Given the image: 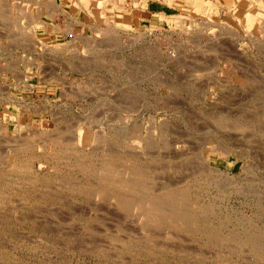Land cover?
<instances>
[{
	"label": "rangeland",
	"instance_id": "rangeland-1",
	"mask_svg": "<svg viewBox=\"0 0 264 264\" xmlns=\"http://www.w3.org/2000/svg\"><path fill=\"white\" fill-rule=\"evenodd\" d=\"M102 1L0 0V264H264V21Z\"/></svg>",
	"mask_w": 264,
	"mask_h": 264
},
{
	"label": "bare ground",
	"instance_id": "bare-ground-1",
	"mask_svg": "<svg viewBox=\"0 0 264 264\" xmlns=\"http://www.w3.org/2000/svg\"><path fill=\"white\" fill-rule=\"evenodd\" d=\"M30 1V0H29ZM39 1V0H38ZM47 1V0H46ZM59 1V0H58ZM78 1V0H77ZM81 1H83V3L85 4V5H90V4H102L101 6H103V1L102 0H81ZM165 1V0H164ZM163 0H162V2H164ZM237 1V0H236ZM239 1H241V0H239ZM243 1V3H244V5H246V7H244V9L241 11L242 12V14H243V16H244V22H246V26H248V27H245V28H248V29H245V30H247L248 32H250V28H251V26L255 23V24H257V23H260V22H263L264 20L261 18V14H262V12L264 11V0H257V4H255V5H257V6H255L253 3H251L250 1H248V0H242ZM15 2V1H14ZM127 2V0H123L122 2H117V3H120V4H125ZM168 2H170V0H168ZM78 3V2H77ZM107 3V2H106ZM108 3H109V1H108ZM165 3V2H164ZM176 3V2H175ZM216 3H218V2H216ZM0 4H2V3H0ZM23 4V3H22ZM40 4V3H39ZM57 4V3H56ZM113 4V3H112ZM112 4H109V5H107V7H106V9L104 10V12H103V15L109 20L110 18H111V16H112V9H114L113 8V5ZM119 4V5H120ZM168 4V3H167ZM219 4V3H218ZM168 5H170V4H168ZM214 6H215V4H213ZM232 5V4H231ZM3 6V5H2ZM43 6V5H42ZM84 6V5H83ZM123 6V5H122ZM203 6H204V2L203 1H199V3H196V4H194V8H195V12H197L199 9H201V8H203ZM29 7V6H28ZM27 7V8H28ZM124 7V6H123ZM216 7V6H215ZM26 9V8H25ZM1 10V9H0ZM3 10V9H2ZM36 10V9H35ZM86 10V9H85ZM92 10V9H91ZM197 10V11H196ZM28 11V10H27ZM37 12H38V9L36 10ZM101 11V10H100ZM99 11V12H100ZM212 11V10H211ZM52 12V11H51ZM54 12V11H53ZM102 12V11H101ZM0 14H2V13H0ZM5 14V13H4ZM38 14V13H37ZM37 14H36V16H37ZM88 14H90V13H88ZM96 14V13H95ZM102 14V13H101ZM263 15V14H262ZM26 16V15H25ZM115 16V15H114ZM35 17V16H34ZM98 17V16H97ZM264 17V16H263ZM105 18V19H106ZM41 19V18H40ZM178 20V19H177ZM177 20H175V22H177ZM43 21V20H42ZM41 21V22H42ZM105 21H107V20H105ZM112 21V20H111ZM3 22V21H2ZM257 22V23H256ZM32 23V22H31ZM39 23V22H38ZM45 23L47 24V22H44V25H45ZM264 23V22H263ZM7 24V23H6ZM129 24V23H128ZM191 24V23H190ZM258 26L260 27V29L258 28ZM257 26V28L256 29H258V30H263L264 29V27H262L263 29H261V26H263V25H258ZM35 29V28H34ZM258 30H256V31H258ZM31 31H33V30H31ZM34 32V31H33ZM261 33V32H260ZM248 34V33H247ZM248 36V35H247ZM257 36H258V34H257ZM36 37V36H35ZM248 37H250V36H248ZM250 39H253L252 38V36H251V38ZM255 40V39H254ZM253 41V40H252ZM258 42V41H257ZM257 42H254V43H256L255 45L256 46H258V48H259V46L260 47H262V46H264V41H262V42H258V44H257ZM261 44H262V46H261ZM53 45V44H52ZM255 46V47H256ZM57 47V46H56ZM263 48V47H262ZM95 53V52H94ZM262 53V52H261ZM220 121V120H219ZM112 126V125H111ZM236 127V126H235ZM114 128V127H113ZM112 128V129H113ZM116 128V127H115ZM121 128V127H120ZM238 129V128H237ZM135 130V129H134ZM117 132V131H116ZM52 134H54V133H52ZM50 135V134H49ZM133 135V134H132ZM135 135V134H134ZM52 136V135H51ZM64 137V136H63ZM62 139V138H61ZM112 139V138H111ZM54 140V139H53ZM132 140V139H131ZM133 141V140H132ZM130 143H132L133 144V146L135 147H133L132 149H135L136 151L138 150V149H140V144L138 143V142H130ZM130 143H127V144H130ZM130 146V145H129ZM57 147V146H56ZM93 149V148H92ZM63 150V149H62ZM57 151V150H56ZM58 151H59V148H58ZM57 151V152H58ZM126 151H124V153H125ZM135 151H133V153H134ZM142 152V151H141ZM122 153V152H121ZM129 153H131V152H129ZM143 153V152H142ZM59 154V153H58ZM127 153H125V155H126ZM132 154V153H131ZM134 155H137V154H134ZM140 155V154H139ZM142 155V154H141ZM211 155V154H210ZM102 157H103V155H102ZM94 158V157H93ZM101 158V157H100ZM114 157H112V156H109L108 154H104V157H103V164L101 165V170H102V172L106 175V176H108V178L109 177H113V176H115L116 174H117V172H115V171H108V168L110 169L111 167H109V163H111L110 161H112V159H113ZM106 159V160H105ZM208 159V158H207ZM54 160V159H53ZM100 160V159H99ZM101 160V161H102ZM210 160H211V157H210ZM113 163H114V160H113ZM111 166V165H110ZM26 168V167H25ZM96 168H98V167H96ZM111 169H115V167H112ZM117 171H118V169H116ZM122 171V170H121ZM124 172V171H123ZM120 173V172H119ZM130 175V174H129ZM104 177V176H103ZM103 177H101V178H103ZM130 177V176H129ZM110 178V179H111ZM125 178V177H124ZM56 179V178H55ZM104 179V178H103ZM113 179V178H112ZM117 179V178H116ZM115 179V180H116ZM25 180V179H24ZM102 180V179H101ZM105 180V179H104ZM121 180H123V179H121ZM108 181H111L112 182V180H108ZM119 181V180H118ZM102 182V181H101ZM120 182V181H119ZM122 182V181H121ZM120 182V183H121ZM124 182H125V180H124ZM129 182V181H128ZM103 183V182H102ZM107 183V182H106ZM105 183V184H106ZM114 183V181L112 182V184ZM119 183V184H120ZM130 183V182H129ZM110 184V183H109ZM111 184V185H112ZM107 185V184H106ZM134 185V184H133ZM114 185H112V187H113ZM130 186H132V182H131V185ZM129 186V187H130ZM143 186V185H142ZM69 187V186H68ZM84 187V186H83ZM116 187V186H115ZM140 187V186H139ZM132 188V187H131ZM137 188V187H136ZM135 188V189H136ZM137 189H139V188H137ZM138 192V191H137ZM127 196V195H126ZM128 197V196H127ZM179 197H181L180 195L178 196V199H179ZM135 198V197H134ZM176 198V197H175ZM127 199V198H126ZM141 200V199H140ZM139 200V201H140ZM179 201V200H178ZM142 205H144L145 207L146 206H148L149 207V209L150 210H152V211H154V212H156L157 213V211H158V209L161 207V204H159L157 201H156V199H153V201H149V203L146 201V202H143V201H141L140 202ZM161 203H163V202H161ZM129 204H130V202H129ZM138 205H139V203H138ZM164 205V204H163ZM125 206V205H124ZM169 206V205H168ZM175 206V205H174ZM144 207V208H145ZM164 207V206H163ZM156 211H155V210ZM161 210V209H160ZM173 210V209H172ZM171 210V211H172ZM170 211V210H169ZM196 212V211H195ZM162 213V212H161ZM165 213H166V211H165ZM164 213V214H165ZM174 213V212H173ZM176 213V212H175ZM197 213V212H196ZM159 214V213H158ZM162 215V214H161ZM183 215V214H182ZM182 215H180L181 217H182ZM190 215V214H189ZM160 216V215H159ZM174 216V215H173ZM184 216V215H183ZM163 217V216H162ZM161 219H164V217L163 218H161ZM176 219V218H175ZM194 219V218H193ZM164 222V221H163ZM219 225V224H218ZM222 227V226H221ZM201 228V227H200ZM251 228V227H250ZM249 228V229H250ZM257 228V227H256ZM218 229H219V227H218ZM241 229H242V227H241ZM255 231V230H254ZM258 231V230H257ZM227 232V231H226ZM229 233V232H228ZM253 233V232H252ZM239 235V234H238ZM260 235L262 236V234L260 233ZM260 236V237H261ZM228 237V236H227ZM238 238V237H237ZM241 238V237H240ZM246 238V237H245ZM218 239V238H217ZM250 239V238H249ZM259 239H261V238H259ZM220 240V239H219ZM238 240V239H237ZM241 240H244V239H241ZM260 241V240H259ZM236 242H238V241H236ZM261 242V241H260ZM258 243V242H257ZM219 244V243H218ZM251 244V243H250ZM230 245V244H229ZM256 246V245H255ZM258 246V245H257ZM259 247H260V244H259ZM253 248H255V247H253ZM255 251V250H254ZM258 251H259V249H258ZM262 251V250H261ZM254 254V253H253ZM258 254V253H257ZM263 254V253H262ZM261 257V256H260ZM200 261V260H199ZM258 261H259V259H258ZM263 261V260H262Z\"/></svg>",
	"mask_w": 264,
	"mask_h": 264
},
{
	"label": "crops",
	"instance_id": "crops-1",
	"mask_svg": "<svg viewBox=\"0 0 264 264\" xmlns=\"http://www.w3.org/2000/svg\"><path fill=\"white\" fill-rule=\"evenodd\" d=\"M168 2V0H166ZM171 1V0H170ZM201 1H212V0H201ZM175 3V2H174ZM180 3V2H179ZM67 6H70V4H66ZM180 5H183L180 3ZM185 5V4H184ZM126 8L134 12V16H136L135 12L139 13L138 22L141 23L143 21H150L154 20L155 17H157V14L164 13V14H170V9L172 6H169L162 2V0H127V2L124 5ZM71 7V6H70ZM124 7V9H125ZM78 14V15H77ZM76 16H74L75 19L79 21H83L84 24L78 25L79 27L83 28L85 30L86 27H88L89 16L85 13V11L82 9L79 12H77ZM74 19V20H75ZM159 19V18H156Z\"/></svg>",
	"mask_w": 264,
	"mask_h": 264
}]
</instances>
